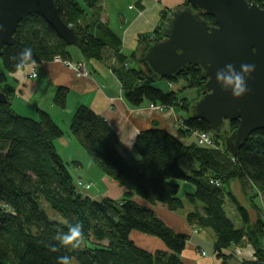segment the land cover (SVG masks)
I'll return each instance as SVG.
<instances>
[{
  "label": "trees",
  "instance_id": "trees-1",
  "mask_svg": "<svg viewBox=\"0 0 264 264\" xmlns=\"http://www.w3.org/2000/svg\"><path fill=\"white\" fill-rule=\"evenodd\" d=\"M103 1L54 0L62 20L82 37L81 55L85 60L108 62L131 105L149 101L166 109L183 106L187 116L176 133L154 120L136 135L133 153L106 118L86 105L78 107L69 127L71 135L104 175L125 188L119 200H100L89 194L93 183L82 177L75 181L69 167L78 162L67 161L56 147L65 130L41 108H37V118L13 109L15 90L7 83V74L16 72L14 58L23 48L33 49L35 64L57 57L72 60L69 46L40 14L24 18L14 44L5 45L0 56V89L8 100L0 103V264H57L61 255H69L79 264H185L181 254L190 235L174 232L165 224L153 210L157 204H165L172 212L189 204L192 209L186 213L187 223L195 230L209 228L215 233L214 254L219 259L228 261L234 257L229 252L232 247L248 242L254 256L235 264H264V209L256 202L259 194L264 198V128L253 132L233 156L225 139L239 125L238 120L226 122L224 132L215 133L205 120L191 117L193 102L202 96L203 70L185 67L166 79L173 84L183 82L180 89L166 92L153 83L157 80L147 64L139 61L147 44L162 38L172 9H163L162 23L152 32L141 33L138 47L127 54L122 51L121 37L100 19ZM147 1L137 0L138 7L144 8ZM248 1L264 6V0ZM89 10L95 15L92 22ZM201 15L214 24L212 16ZM187 89H195L197 97L188 100L182 96ZM67 94L68 89L60 86L54 104L65 108ZM203 132L212 134L218 147L188 141ZM187 157L199 164L192 174L180 167ZM211 180L220 181V185ZM181 182L192 185L193 191L180 195ZM87 183L89 189L84 188ZM235 191L242 192L249 205L243 204ZM228 201L241 220L240 226L228 215ZM77 222L83 226L80 247L69 250L60 246L57 232H67ZM132 231L159 238L165 250L152 252L138 246L131 239ZM52 245L56 252L51 251Z\"/></svg>",
  "mask_w": 264,
  "mask_h": 264
},
{
  "label": "water",
  "instance_id": "water-1",
  "mask_svg": "<svg viewBox=\"0 0 264 264\" xmlns=\"http://www.w3.org/2000/svg\"><path fill=\"white\" fill-rule=\"evenodd\" d=\"M185 1V6L171 10L163 38L147 44L139 61L147 64L156 80L175 77L190 65L203 70L202 96L193 102L191 117L205 120L215 133L222 132L226 122L238 120L225 139L227 150L237 156L249 136L264 128V6L248 0ZM35 13L67 46L80 48L82 37L62 20L54 0H0V56L5 45L14 44L21 21ZM201 14L212 16L214 24ZM245 63L256 67L247 78L248 93L237 99L216 83L215 73L226 64L239 70ZM7 101L0 89V103Z\"/></svg>",
  "mask_w": 264,
  "mask_h": 264
},
{
  "label": "crops",
  "instance_id": "crops-1",
  "mask_svg": "<svg viewBox=\"0 0 264 264\" xmlns=\"http://www.w3.org/2000/svg\"><path fill=\"white\" fill-rule=\"evenodd\" d=\"M148 2L142 13L140 9H137L133 13L132 22L127 27L124 24L129 23L130 18L121 13L120 16L122 17L120 19L123 26L119 27V29L123 30L122 34L111 27V13L103 3L106 18L108 19L107 23L123 40L122 51L127 54H130L138 47V36L141 33H145V31L150 32L155 24H157V21H159V5L155 1ZM181 2L182 0H162L161 8L175 9ZM68 50L70 51V48ZM80 56V59H74L72 56V60L74 63L85 65L88 70L87 73L81 72V69L80 71L68 69L62 65V62L50 60L34 64L30 69L21 72H17L16 70L14 73L7 74V83L15 90L13 109L17 113L33 118H37L38 116L37 108L48 112L52 119L65 130V135L61 139L56 140V147L58 152L67 161L78 162L74 169L82 168V162L76 156L78 152L76 150L77 146L74 149L70 148L73 139H71L72 135L69 127L74 113L80 106L86 105L106 118L111 128L117 133L121 143L131 152L134 151L132 148L138 132L149 128L154 120L158 121L160 126H163L170 133H175L172 130L177 131L179 126L176 124L175 117L171 113H163L156 108L153 109L149 101H144L137 107L131 105L124 95L122 84L107 63L95 59L85 60L82 55ZM32 73H36V76H32ZM60 86L68 89L65 108H59L54 104V96ZM81 153L83 156L85 155L84 152L81 151ZM87 157L89 158L88 154ZM97 176L101 180L106 179V175L104 174ZM183 187L190 191L194 189L187 182L183 183ZM121 190L124 189L121 188ZM94 196L96 197L97 195ZM237 197L242 200L243 204L249 205L248 199L242 195V192L237 194ZM256 202L264 209V198L260 194L257 196ZM191 209L192 207L186 204L183 210L172 212L165 204L153 205L154 212L174 232L190 235L187 247L181 254L185 264H235L238 260L241 261L242 259L254 256L253 246L246 242L240 247H232L230 249L229 252L234 257L228 261L225 262L221 258L219 259L214 254L215 233L209 228L195 230L187 223L186 213ZM231 210L237 218L235 210L233 208ZM240 225L241 220H238V226ZM130 236L137 245L139 244L149 251L154 252V250H165L166 248V245L155 236L140 232L131 233ZM261 241L264 245V237ZM202 251L207 255H202Z\"/></svg>",
  "mask_w": 264,
  "mask_h": 264
},
{
  "label": "rangeland",
  "instance_id": "rangeland-1",
  "mask_svg": "<svg viewBox=\"0 0 264 264\" xmlns=\"http://www.w3.org/2000/svg\"><path fill=\"white\" fill-rule=\"evenodd\" d=\"M149 1H153V2L155 1L157 3V5H159V9H158L159 21H157V24H155V26L151 29L150 32H152L155 30V28L158 25H160L162 23L163 17L161 16L162 15L161 13H162V10L165 8H161V1L162 0H149ZM103 3L106 5L105 7L107 9H109V12L111 13V17H110L111 27L114 28L116 31H120V34H122V32H123V30L119 29V27L123 26L121 19H120V17H122V16H120L121 13H124L125 16L130 18L129 23L124 24V26L127 27L132 22L133 13H135V11H137V9H140V12L142 13L145 9V6H144V8L138 7L137 0H104L101 4L103 11L100 13V19L103 23L104 22L107 23V20H108L106 18V12H105V8L103 6ZM146 3H149V2L147 1ZM182 5H184V6L186 5L185 0H182V2L178 4V7H181ZM89 13L91 16L88 15L89 16L88 20H90L92 22L95 15L90 10H89ZM151 36H154V35H151ZM162 38H163V36H162ZM69 48H70V51L72 53L73 58L74 59H80L81 53L79 52V49L73 45H69ZM107 55L111 56V53H109ZM70 61L72 63H74L73 60H70ZM107 64H108V62H107ZM62 65H64L63 62H62ZM64 66L67 67L68 69H72L75 71V68H71V67H68L66 65H64ZM79 71H80V69H79ZM81 72H83V73L88 72L87 67L85 65L81 67ZM153 83H155V85L157 87L162 88L166 92L170 91L172 89L178 91L180 89V87L183 85V82L173 84L171 82L166 81V79H158L157 81H154ZM182 92H183V93H181L182 96L187 97L188 100L195 99L197 97V94H198V92L195 89H187V90L182 91ZM151 107L153 109L156 108L158 111H161L163 113L164 112H167L169 114L171 113L175 117V122L178 126H181L182 118L187 116L186 111L183 108V106H176V107H172L170 109H166V108L162 107L160 104L159 105H153L152 104ZM178 115H180V116H178ZM172 131L176 133V130H172ZM71 139H73V143L71 144L70 148L74 149L77 146L76 150L78 152H77L76 156L78 157L77 159H79L80 162H82V168L74 169L76 167L73 166V164H71V166L69 167L70 173H72L74 180L76 181L79 177H82V179L85 181L86 180L92 181L94 183V186H93V188L89 189L87 192L91 195H97L96 198H98L100 200L104 199V198H108V197L111 199H114V200L121 199L125 194L124 193L125 188L122 185L118 184L117 182L113 181L108 176L105 177L106 179L101 180L100 177L97 175L104 174V173L101 172V170L99 169L97 164H95L92 160L89 159L90 157L89 158L87 157L86 152L83 151V149L80 147L78 141L73 136ZM200 139H201V135L194 134L193 137L191 138V140H189V142H192L194 140L198 143V145H201L202 143L199 142ZM215 146L218 147L215 143H214V146H211V147H215ZM79 150L84 152L85 155L83 156V154ZM134 157H135V155L133 154V158ZM192 160L193 159H191L190 157H187V158H183L180 161V167L182 169H184L188 174H192V171L194 170V168H196V169L199 168L198 162L195 160H193L194 161L193 162ZM134 162L136 164H138L137 161L134 160ZM104 180H107V181H104ZM183 183L184 182H181L182 187H181L180 195H183L184 192H186V191H190V190L186 189L185 187H183ZM121 188L124 190H121ZM98 191H99V193H97ZM235 194L237 196L236 191H235ZM231 208H233V210H234L232 203L230 201H228L226 204V210L228 211V215L233 219V221L236 222V225H238V220H237L235 214L232 212ZM235 212H236V210H235ZM137 232L138 231H132V233H137ZM138 246L141 247V245H139V244H138ZM72 264H79V263H77L76 261H73Z\"/></svg>",
  "mask_w": 264,
  "mask_h": 264
},
{
  "label": "clouds",
  "instance_id": "clouds-1",
  "mask_svg": "<svg viewBox=\"0 0 264 264\" xmlns=\"http://www.w3.org/2000/svg\"><path fill=\"white\" fill-rule=\"evenodd\" d=\"M14 59L16 60L15 69L17 72L30 69L36 63L31 47L23 48ZM255 67L254 64L245 63L241 64L237 70L233 64H226L224 68L216 71V83L224 91H230L234 98L239 99L248 93L247 78L255 71ZM82 227V224L77 222L67 232H57L55 239L64 248L78 249L82 238ZM51 251H57L56 245L51 246ZM72 259L69 255H61L57 257V264H72Z\"/></svg>",
  "mask_w": 264,
  "mask_h": 264
},
{
  "label": "built area",
  "instance_id": "built-area-1",
  "mask_svg": "<svg viewBox=\"0 0 264 264\" xmlns=\"http://www.w3.org/2000/svg\"><path fill=\"white\" fill-rule=\"evenodd\" d=\"M55 61H61L63 62L64 65L71 67V68H75V71H79V69H81V67L83 66L82 64H78V63H72L71 61H64L62 60L60 57L55 58ZM32 76H36V73H32ZM154 105V104H153ZM198 135H201V139H200V143H202L201 145H207V146H214V138L212 134L209 133H198ZM211 183L214 184L215 186H219L220 185V181L216 180H211ZM91 187V184L87 183L86 185H84L85 189H89ZM202 255H207L204 251L201 252Z\"/></svg>",
  "mask_w": 264,
  "mask_h": 264
},
{
  "label": "flooded vegetation",
  "instance_id": "flooded-vegetation-1",
  "mask_svg": "<svg viewBox=\"0 0 264 264\" xmlns=\"http://www.w3.org/2000/svg\"><path fill=\"white\" fill-rule=\"evenodd\" d=\"M196 12H197V10H196Z\"/></svg>",
  "mask_w": 264,
  "mask_h": 264
}]
</instances>
